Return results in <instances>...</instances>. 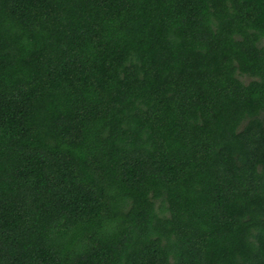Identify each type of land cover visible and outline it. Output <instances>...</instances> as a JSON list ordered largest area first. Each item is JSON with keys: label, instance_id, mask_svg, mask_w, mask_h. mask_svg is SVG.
<instances>
[{"label": "trees", "instance_id": "trees-1", "mask_svg": "<svg viewBox=\"0 0 264 264\" xmlns=\"http://www.w3.org/2000/svg\"><path fill=\"white\" fill-rule=\"evenodd\" d=\"M0 264H264V0H0Z\"/></svg>", "mask_w": 264, "mask_h": 264}, {"label": "rangeland", "instance_id": "rangeland-1", "mask_svg": "<svg viewBox=\"0 0 264 264\" xmlns=\"http://www.w3.org/2000/svg\"><path fill=\"white\" fill-rule=\"evenodd\" d=\"M243 80H244V81H248V80H249V78H246V77H245V78H243Z\"/></svg>", "mask_w": 264, "mask_h": 264}]
</instances>
